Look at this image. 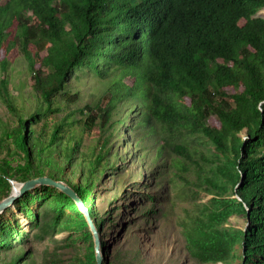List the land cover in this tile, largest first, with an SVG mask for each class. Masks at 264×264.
<instances>
[{
	"label": "trees",
	"instance_id": "obj_1",
	"mask_svg": "<svg viewBox=\"0 0 264 264\" xmlns=\"http://www.w3.org/2000/svg\"><path fill=\"white\" fill-rule=\"evenodd\" d=\"M263 8L264 0H0V99L17 119L0 200L12 181L47 177L71 187L94 218L92 192L109 170L121 187L133 163L162 192L186 180L188 163H198L162 129L199 133L229 162L223 176L249 226L227 230L212 213L185 249L197 263L210 240L212 262L264 264ZM81 68L99 93L76 107ZM125 154L130 165L119 173ZM0 236V264H35L24 246L4 251L14 235Z\"/></svg>",
	"mask_w": 264,
	"mask_h": 264
},
{
	"label": "rangeland",
	"instance_id": "obj_2",
	"mask_svg": "<svg viewBox=\"0 0 264 264\" xmlns=\"http://www.w3.org/2000/svg\"><path fill=\"white\" fill-rule=\"evenodd\" d=\"M256 16L264 18V8ZM17 65L24 70V64ZM21 77L15 74L14 80L17 82ZM27 83L29 87L31 82ZM94 84V74L87 68L76 72L71 85L73 91L80 93L76 107H82L93 100V93H99ZM16 127L15 114L0 99V164L9 159L7 148L12 150L13 146L7 132ZM162 133L168 140L188 145L198 164L188 163V173L184 174L188 180L175 177V184L167 185L164 192L152 186L149 180L155 179L152 173L140 178L137 164H132L133 176L125 180L123 187L114 183L116 172L109 170L92 192L91 219L98 231L101 264H227L206 259L215 246L210 240L199 245L194 253L198 262L194 263L185 242H191L190 232L200 229L199 224L206 225L212 213L225 229L247 231L249 220L240 212L234 189L223 176L229 162L199 133L167 127ZM127 139L126 143L130 142L129 135ZM91 142L92 139L85 143ZM123 145L124 142L119 147L122 150ZM123 156L128 160L127 154ZM129 165L130 160L118 172L123 173L124 166ZM190 179L198 180L200 186L190 185ZM13 184L20 183L12 181ZM149 204L153 208L148 209ZM65 221L71 222V230L62 228ZM3 230L15 236L4 251L24 246L32 252L35 264H97L95 238L83 213L69 196L52 185L35 186L5 209L0 214V232ZM157 249L162 251L155 253ZM233 254L240 257L239 250ZM250 264L258 261L253 259Z\"/></svg>",
	"mask_w": 264,
	"mask_h": 264
},
{
	"label": "water",
	"instance_id": "obj_3",
	"mask_svg": "<svg viewBox=\"0 0 264 264\" xmlns=\"http://www.w3.org/2000/svg\"><path fill=\"white\" fill-rule=\"evenodd\" d=\"M40 184H49L52 185L53 187L57 188L67 196H69L78 206L80 211L83 213L86 222L89 226V229L91 230L92 234L94 235L95 238V252L97 254L96 260L97 264H101V249H100V241L97 235V228L91 219L88 210L86 209L83 201L79 198L77 193L69 187L67 184L61 181H54L50 178L47 177H38L34 179H30L26 182L20 183V184H13L11 192L9 193L8 196L4 197L3 199L0 200V214L7 209L8 207L12 206L14 202L22 196L26 191L34 188L37 185Z\"/></svg>",
	"mask_w": 264,
	"mask_h": 264
}]
</instances>
